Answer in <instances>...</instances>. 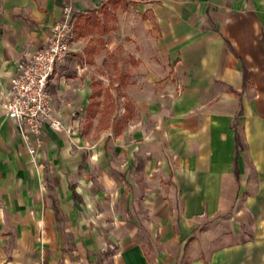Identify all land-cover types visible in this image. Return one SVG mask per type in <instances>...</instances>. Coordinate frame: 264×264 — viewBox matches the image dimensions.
Returning a JSON list of instances; mask_svg holds the SVG:
<instances>
[{
    "label": "crops",
    "instance_id": "0c3cea01",
    "mask_svg": "<svg viewBox=\"0 0 264 264\" xmlns=\"http://www.w3.org/2000/svg\"><path fill=\"white\" fill-rule=\"evenodd\" d=\"M67 4L30 150L9 79ZM0 264H264V0H0Z\"/></svg>",
    "mask_w": 264,
    "mask_h": 264
},
{
    "label": "built area",
    "instance_id": "2783aa9c",
    "mask_svg": "<svg viewBox=\"0 0 264 264\" xmlns=\"http://www.w3.org/2000/svg\"><path fill=\"white\" fill-rule=\"evenodd\" d=\"M75 15L74 7L65 5L44 44L22 58L9 79L4 107L30 150L44 143L46 126L57 132L68 129L55 112L49 83L71 50Z\"/></svg>",
    "mask_w": 264,
    "mask_h": 264
},
{
    "label": "trees",
    "instance_id": "16d2710c",
    "mask_svg": "<svg viewBox=\"0 0 264 264\" xmlns=\"http://www.w3.org/2000/svg\"><path fill=\"white\" fill-rule=\"evenodd\" d=\"M236 142H237V151H236V163H237V155L239 154L240 152V149L243 148V144H242V141H241V136H240V133L238 132L237 128H236Z\"/></svg>",
    "mask_w": 264,
    "mask_h": 264
},
{
    "label": "rangeland",
    "instance_id": "374dc122",
    "mask_svg": "<svg viewBox=\"0 0 264 264\" xmlns=\"http://www.w3.org/2000/svg\"><path fill=\"white\" fill-rule=\"evenodd\" d=\"M94 137V136H93ZM146 249H149V248H146ZM150 252V251H149Z\"/></svg>",
    "mask_w": 264,
    "mask_h": 264
}]
</instances>
